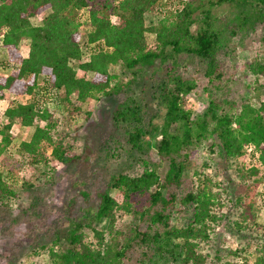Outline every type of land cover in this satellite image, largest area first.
Wrapping results in <instances>:
<instances>
[{"label":"trees","instance_id":"obj_1","mask_svg":"<svg viewBox=\"0 0 264 264\" xmlns=\"http://www.w3.org/2000/svg\"><path fill=\"white\" fill-rule=\"evenodd\" d=\"M222 4L229 11L219 15L214 8ZM152 10L155 22L147 17ZM43 12L40 24L33 25L30 18ZM262 23L264 0H0V44L12 62L10 73L0 76V100L5 89L30 96L24 102L11 101L5 109L8 122L0 128V155L10 142L11 123L17 120L34 127L30 140L19 145L31 165L77 160L64 142L59 117L39 103V90L48 88L63 93L66 119L88 99L125 93L113 109V121L125 126L127 142L138 153L157 138V155L167 161L163 175L144 160L138 173L113 175L108 186L119 191L121 202L108 186L99 191L95 212L57 228L52 244L37 250L45 254V262L35 264H159L160 259L166 264L170 257L177 264H206L202 243L224 219L227 230L245 245L223 255L217 252L212 263L264 264V222L257 220L251 198L229 197L238 210L236 219H229L223 213L229 204L220 192L230 195L228 187L201 170L194 172L198 184L177 193L189 167L190 147L208 138L218 140L228 161L240 163V175L252 179L253 189L264 180V100L257 105L246 98L234 101L222 91L226 60L234 56L237 40ZM22 40L29 41L26 56L19 51ZM194 63L215 90L197 118L187 102V94L197 86L187 68ZM77 68L92 76H77ZM247 68L264 80V57L251 59ZM145 87L147 100L142 95ZM248 144L256 152V165L244 163ZM145 192L148 207H136L133 195ZM15 195L0 171V208ZM189 208L192 218L176 226L173 212L183 216ZM133 251L138 254L134 260Z\"/></svg>","mask_w":264,"mask_h":264},{"label":"rangeland","instance_id":"obj_2","mask_svg":"<svg viewBox=\"0 0 264 264\" xmlns=\"http://www.w3.org/2000/svg\"><path fill=\"white\" fill-rule=\"evenodd\" d=\"M228 11L227 4L214 8V12L219 15H224ZM45 13L32 16L31 23L40 24ZM154 14V10L147 14L148 19L153 22L157 20ZM80 16L81 41L84 45L86 12L83 11ZM112 19L114 20V17ZM146 36L147 41H151L152 36L150 34ZM236 43L234 56L226 60V83L222 91L226 90L230 100L239 101L246 98L257 105L260 100H264V80L255 78L248 70L247 63L253 58L264 57V23L257 25ZM28 44V40L20 42L19 51L22 56H26ZM73 63L76 67L77 62ZM11 67L8 50L0 44V76H7ZM187 68L190 71V78L197 84L196 88L187 94L188 107L193 117L197 118L206 111L209 96H212L215 90L212 85L206 83L198 65L190 64ZM76 74L88 79L92 76L90 72L84 74L78 68ZM144 80L148 83L147 74ZM38 82L42 83L41 77ZM144 91L142 95L147 100L150 93L146 87ZM219 93L220 91H217L218 96ZM37 95L40 105L46 106L59 117L64 142L78 158L66 164L52 159L47 167L31 165L19 145L30 140L34 127L23 126L17 120L12 121L8 132L10 142L0 155V171L4 179L12 184L16 195L9 199L7 207L0 208V264L45 262V254H37V250L39 251L43 244H52L54 231L68 223L70 219L92 215L99 202L97 193L107 188L113 175L138 173L143 169V160L149 164L148 166H154L161 175L167 167V161L157 155L154 147L157 138L153 139L152 145L144 153H138L132 150L127 142L125 126L113 121V109L117 102L126 97L125 93L99 97L97 100L88 99L81 103L79 112L70 115V119H66L68 112L62 92L46 88L40 89ZM223 96L222 94L219 98ZM29 99L28 95L18 96L5 89L0 100V128L8 122L4 111L11 101L24 102ZM190 151L189 167L184 171L183 183L177 189L179 195L198 184L194 172L201 170L202 175L221 181L228 187L230 195H225L222 189L220 192L222 201L229 204L223 209V213L229 216V219L235 220L238 216V210L234 209L233 202L228 201L229 197L234 199L237 196H245L246 199L251 198L255 202L253 209L257 213V220L264 222V180L253 189L252 179L249 176L244 179L241 177L240 173L243 171L240 169V163L232 164L228 161L216 138L205 139L191 146ZM244 163H251L248 156L245 157ZM108 189L113 198L121 202L122 196L119 191L110 186ZM83 192L86 195H83ZM132 202L137 205L136 207H148L149 192L134 194ZM190 210L189 208V212L183 216L176 211L173 212V222L176 226H183L192 218ZM228 224L227 219H224L215 227L211 238L202 243V252L207 256L206 264H213L217 252L223 255L227 249L244 247L245 242L227 230ZM253 248V245L249 247L251 254ZM136 255H138L136 251H133L130 257L134 260ZM250 259H253V254ZM177 263V260L170 257L166 264ZM159 264L165 263L160 259Z\"/></svg>","mask_w":264,"mask_h":264},{"label":"built area","instance_id":"obj_3","mask_svg":"<svg viewBox=\"0 0 264 264\" xmlns=\"http://www.w3.org/2000/svg\"><path fill=\"white\" fill-rule=\"evenodd\" d=\"M245 151L247 152V155L253 165L257 164L256 161V152L254 151V147L252 144H248L245 146Z\"/></svg>","mask_w":264,"mask_h":264}]
</instances>
